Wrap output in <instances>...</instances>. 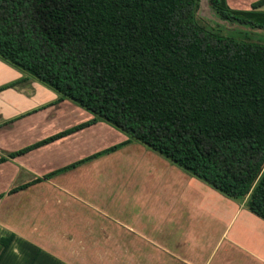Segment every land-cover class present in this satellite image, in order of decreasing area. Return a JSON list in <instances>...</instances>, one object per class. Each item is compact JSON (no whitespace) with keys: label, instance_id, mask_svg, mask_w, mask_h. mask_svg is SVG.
<instances>
[{"label":"trees","instance_id":"1","mask_svg":"<svg viewBox=\"0 0 264 264\" xmlns=\"http://www.w3.org/2000/svg\"><path fill=\"white\" fill-rule=\"evenodd\" d=\"M209 4L237 35L200 23L198 0H0V60L264 221V0Z\"/></svg>","mask_w":264,"mask_h":264},{"label":"rangeland","instance_id":"2","mask_svg":"<svg viewBox=\"0 0 264 264\" xmlns=\"http://www.w3.org/2000/svg\"><path fill=\"white\" fill-rule=\"evenodd\" d=\"M227 1L230 7H239L238 0ZM244 2L246 1L242 0L240 3L247 6ZM198 4L197 18L200 23L227 36L237 35L240 26L221 19L211 8L209 0H198ZM34 81L45 90H50ZM68 101L76 108L75 112L65 109L63 115L59 114L53 120L49 118L44 125L42 120L35 119L34 124H29L32 128L30 131L24 126H18L14 132H8L12 134L10 138L1 128L0 146L9 144L10 149H23L39 142L48 133L67 131L69 121L76 123L74 127L80 126L79 130L66 135L71 137L62 143V147L61 141H53L54 143L44 148L33 149L24 160V170L17 165L13 168L4 165L0 167V194L4 195L21 184L40 178V175L43 177L40 178V186L34 185L29 190L16 193L14 202L7 203L5 197L0 200L1 224L5 222L7 211L12 212V208L25 204L34 210V214H42L40 217L28 218L29 227L39 229L48 238L54 232L56 238L53 239H61L63 228H77L79 234L70 235L78 253L85 252L96 240L90 242L92 236L88 238L85 230L92 229L94 237H99L98 230L105 231L106 228L123 232L135 244H141L143 250H149L153 239H157L155 234L161 238L157 239L159 243L165 244L166 238L171 243L169 245L178 243V247L188 242L182 230L176 229V223L180 226L182 221H177L172 213L177 216L179 212L189 209L191 243L203 245L206 255L217 244L210 264H217L219 261L220 264H264V221L260 219L261 223L258 220L256 223L250 218L252 214L245 207V199L231 200L233 206L230 209L244 215L242 218L245 222L232 224L233 228L228 231L229 221L219 222L213 216L212 209L206 208L204 203H197L195 197L200 198L199 193L188 182L197 179L105 121L94 120L92 114ZM19 131V137H14ZM61 149H64L62 154ZM6 153L5 149L0 148V156H6ZM74 160L77 161L74 168L59 171L73 164ZM52 173L54 174L50 176ZM66 174L68 181L64 185L55 182L59 181L56 177L65 178ZM47 175L51 180L44 178ZM30 197L37 198L35 206L33 202H28L31 201ZM164 214L168 219L171 216L174 220L175 230L171 237H167L169 226L165 225L166 220L157 219V216L164 217ZM14 215H18V210L14 211ZM244 223L248 225L246 227L253 228L248 230ZM63 238L68 239L69 236ZM64 244L73 248L71 243ZM64 253L68 254V251ZM128 260L133 262V258ZM82 262L84 261L79 259V263L83 264ZM87 262L99 263L97 259Z\"/></svg>","mask_w":264,"mask_h":264},{"label":"crops","instance_id":"3","mask_svg":"<svg viewBox=\"0 0 264 264\" xmlns=\"http://www.w3.org/2000/svg\"><path fill=\"white\" fill-rule=\"evenodd\" d=\"M241 1L242 0L237 1L239 7L234 9L249 10L251 5L258 0H243L246 1L244 3H247V6L250 5L249 7L243 6L244 4L240 3ZM260 9H264V6ZM70 103L71 102H69L67 99H62L52 90H45L42 86L37 85L34 80H30V78H27V76L14 68L7 66L0 60V130L3 128L2 130H5L7 133L6 136H10L11 138V133L14 132L13 130L17 129L18 126H24L28 131H30L32 128L29 127V124H34L35 119H40L42 120V124H46L50 119L53 120L55 117L58 118L59 114L63 115L65 109L75 112L76 108ZM75 124L76 123L73 120L71 122L69 121V126L66 130L73 128L76 126ZM60 131L63 132L62 130H59L55 134L48 133V135L42 137L39 142L60 133ZM19 134L20 131L14 134V137L16 135L19 137ZM68 137L71 136H64L55 140L54 142L61 141L60 143L62 147V143H64ZM54 142L49 143V145ZM47 145H43L42 148L46 147ZM9 146V144L4 145V147L0 146V148L5 149L7 152L6 156H0L6 158V161L0 164V167L4 165L5 167L7 166V168H13L15 165H17L19 169L24 170L26 167L24 165V160L31 151L14 158H10V153L19 151L21 149H10ZM63 152L64 149H61V154ZM76 162L77 161L74 160L73 164ZM40 176L42 177V175ZM40 178L37 177L36 179ZM62 178L63 177L61 176L56 177V180L59 181L55 182H59L61 186L62 184L64 185L68 181L67 174L65 175V178ZM41 182L34 185L40 186ZM188 182L192 183L196 188L195 190L199 193L198 196L200 198L195 197L198 204L204 203L206 208L212 209L214 214L213 216L219 222L229 221L227 228L228 231L233 228L232 224H237L238 221L245 222L242 218L244 215L240 214V216L235 210L230 209L233 206L231 200L223 197L221 194L198 180H188ZM10 186H13V184ZM32 186L26 188L25 190H29ZM16 193H6L4 195L6 202H14V199L17 197L15 196ZM29 199H31V201L28 202H33V206H35V203L38 202L36 197H30ZM11 210L13 211H7L4 222L5 224L0 223V238L8 237L10 234H13L14 238L2 257L0 264H81L79 263V259L84 261L82 262L83 264H93L91 262H87L92 259H97L99 261L97 264H208L210 261H212L211 259L213 257V253L217 249L216 244L211 253L206 255V250H204L203 245L200 246V244L196 245L195 243H191V240L189 239V209L179 212L177 216L175 213H172V216H174L177 221H182V224H180L181 227L176 223V229L178 228L182 230L184 237L188 240V242L183 246L181 245V247H178V243L169 245L171 243L169 241L167 242L168 238L165 239V244L159 243L157 239L161 240V238L155 234L157 239H153L151 245H149V250H143L141 244H135L134 241L128 239L127 235L123 232L110 231L106 228L105 231L98 230L99 237H94L92 229H87L85 230V235L88 238L92 236L90 242L93 239L96 240H94L93 244L90 245L88 249L85 250V252L83 251L80 253H78L79 250L74 247L73 239H71L70 235L74 234L76 236V234H79V230L77 228H63L61 239H53L56 238V233L54 232L50 235L51 237L48 238L47 236L43 235L39 229L35 230V228L29 227V221H27V219H30V217H40L42 214H34V210L29 209V207H27L25 204L21 205L20 207H14ZM15 210H18L17 216L14 215ZM30 210H32V214L30 213ZM164 217L157 216V219H162L163 221L164 219L166 220L165 225L169 226L167 237H171L175 230L173 223L174 220L171 216L168 219L165 214ZM254 217L255 216L253 215L250 216V218L256 221V223L257 220L259 223H261L259 218ZM12 218L17 219L13 220ZM254 221H252V223ZM244 225L245 227L248 226L246 223H244ZM250 227L246 228L249 230ZM50 231H53V229ZM64 236H69V238H63ZM63 242L73 244V248L70 246L67 247V245ZM1 249L2 247L0 245V252ZM65 251H68V254L64 253ZM93 252L97 253L94 254ZM200 257H202V259ZM132 258L133 262L131 263L128 259ZM202 260L203 263H200ZM217 264H220V261Z\"/></svg>","mask_w":264,"mask_h":264}]
</instances>
